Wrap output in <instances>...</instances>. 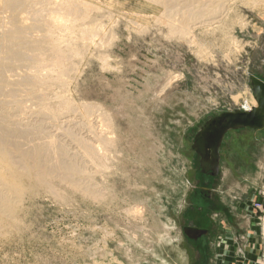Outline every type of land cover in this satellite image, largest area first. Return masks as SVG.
<instances>
[{
  "label": "rangeland",
  "instance_id": "obj_1",
  "mask_svg": "<svg viewBox=\"0 0 264 264\" xmlns=\"http://www.w3.org/2000/svg\"><path fill=\"white\" fill-rule=\"evenodd\" d=\"M50 1L49 6L55 8L59 0ZM69 1L76 3L74 17L77 13L86 18L71 19L75 24L72 29L76 28L72 37L61 43V47L68 44L64 46L69 55L66 77L60 76L49 88L36 91L45 92V102L57 104L62 112L64 105L73 106L68 111L74 115L73 124L47 121L38 114V105L26 99L25 89L18 93L24 100L21 113L13 111L7 87L3 88L7 94L0 95V108L12 104L5 110L8 116L28 125L45 124L41 133L47 132L42 134L44 139L39 133L38 138L17 135V140L14 134L6 142L8 151L13 152H9L11 159L17 155L13 159L16 164L6 169L11 171L8 174L5 168L0 172L3 170L7 179L9 174L13 176L18 194H7L9 203L0 213V264H264V128L225 135L219 148L217 177L201 173L191 148L206 121L244 108L243 102L235 103L233 97H252L249 77L264 82V0H213L214 4L212 0V4L172 0L169 5L174 9L168 4L161 6L165 0ZM185 4L193 11L204 8L206 14L186 20L185 30L175 35L166 21L182 22ZM38 5L35 9L41 8ZM2 11L0 7V30L10 17ZM20 12L19 22L24 20L29 26L30 15L26 10ZM46 13L50 12L38 14L45 20ZM209 14L215 19L213 23L201 24L211 18ZM84 26L86 38L79 35ZM36 30L27 31L29 37H41L42 32ZM80 37L86 42H80ZM29 56L34 57V53ZM27 68L17 66L4 77L18 81L35 71ZM37 115L41 120L33 118ZM16 145L17 154L13 151ZM89 145L98 151L95 156L86 151ZM46 148L55 152H50V159L46 155L39 159L43 167L55 164V156L56 163H73L75 168V173L59 170L57 178L51 177L48 183L54 195L33 183L35 159L29 156L23 160L20 155L23 150L28 154ZM60 150L66 151L60 154ZM60 174L68 175L67 182L59 180ZM256 204L261 205L260 210L255 209ZM198 208L207 210L202 222H194ZM195 223L211 229L208 237L198 235L201 239L196 243L184 234V229Z\"/></svg>",
  "mask_w": 264,
  "mask_h": 264
},
{
  "label": "bare ground",
  "instance_id": "obj_2",
  "mask_svg": "<svg viewBox=\"0 0 264 264\" xmlns=\"http://www.w3.org/2000/svg\"><path fill=\"white\" fill-rule=\"evenodd\" d=\"M49 1L50 0H0V7H1V11H2V9L3 10H5V12H9V14H10V17H9V21L6 23V25H5V23H4V25H3V23H2V25H3V28L0 30V95L1 94H3V96H5L4 94H7L8 93V95H10L12 98V101H11V103H13V106L12 107H14V109L13 108H10V109H7V110H10V113L12 112L11 111V109H13V111H20V109H21V104L23 103V101H22V99L21 98H18V93H20L19 91L21 90V93L23 94V92H22V89H25L26 91H27V97H26V99H29V101L30 100H33L34 101V103L36 104V105H38V114H40V115H42V116H45V118H46V120L47 121H51V120H57L58 121V119L60 120V123L61 124H63V126H65V125H67L68 123H70L71 121H73L72 120V116H74V115H70L69 113H68V111L69 110H71L72 109V107L70 106V104L68 105H64V107H63V109H65V110H63V111H65V112H62V110L59 108V106L57 107L55 104V106H52L50 103L48 104L47 102H45V96L46 95H44V93L42 94V92L41 93H38V91L40 90V89H38V88H40V87H45V88H49L50 86H51V84H53L52 82H56V81H58V80H60V76H63V75H65L64 73H65V67H66V64H65V62L67 61V56H69V55H66V53H67V51L65 52V47L64 46H66V45H64L63 47H61V43L63 42V41H67V39H69V38H71L72 37V30H74L75 28H73L72 29V27L73 26H71V25H73L72 24V21H70L71 19H77V18H79V19H81L80 17H81V15L80 16H78V14L76 13V15H77V17H74V14H75V8H76V3L75 2H72V1H69V0H59L58 2H57V0H56V4H55V8H53V7H50L49 6ZM78 1V0H77ZM151 1H157V0H151ZM161 1V0H160ZM164 1V0H163ZM172 0H165L164 2H162V3H160V5L161 6H163V7H165V6H168L169 5V3L171 2ZM175 1V0H174ZM178 1V0H177ZM180 1V0H179ZM215 1V0H214ZM219 3H220V1L221 0H217ZM216 1V2H217ZM153 2V3H154ZM157 2H159V1H157ZM184 2H186V1H184ZM183 2V3H184ZM192 2V1H191ZM196 2V1H195ZM198 2V1H197ZM211 3V0H210V2L208 1V0H203V3ZM212 2H213V0H212ZM50 3H51V1H50ZM80 3V2H79ZM176 3V2H175ZM179 3V2H178ZM188 3H189V1H188ZM226 3V2H225ZM225 3L223 4V5H225ZM38 4H40L41 6V8L40 9H35V7H37V5ZM78 4V3H77ZM80 4H82V3H80ZM168 4V5H167ZM173 4V3H172ZM190 4V3H189ZM189 4H185L186 6H185V10L183 11L182 9H181V12L183 11V12H185V16H184V20L182 21V22H177V23H175V22H171V20H170V18H169V16L168 15H165L164 14V17L165 16H168L167 18H169V20L167 19V21H166V23H168L169 25H171L173 28H174V34L176 35V32L178 33L180 30H185V27H186V25H185V21L186 20H189L190 19V21L192 20H194V19H196L197 20V17H204V14H206V13H203V11H204V8H203V10L201 9L200 10V8L196 11V9L193 11V9L191 10L190 9V6H189ZM198 4V3H197ZM196 4V5H197ZM208 4V6H210ZM212 4V3H211ZM213 4H214V2H213ZM218 4V3H217ZM158 5H159V3H158ZM179 5V4H178ZM193 5V4H192ZM201 5V4H200ZM206 5V4H205ZM44 6V7H43ZM49 6V7H48ZM52 6V5H51ZM54 6V5H53ZM171 8H172V5H169ZM175 6V5H174ZM180 6V5H179ZM178 6V7H179ZM182 6V5H181ZM180 6V7H181ZM218 6V5H217ZM222 6V5H221ZM258 6V5H257ZM261 6H262V4H261ZM38 7H39V5H38ZM86 7H87V4H86ZM163 7H160V8H162L163 9ZM178 7H177V10H178ZM183 7H184V5H183ZM194 7H195V5H194ZM212 7V6H211ZM81 8L83 9L84 7H82L81 6ZM87 8H89V7H87ZM169 8V7H168ZM176 8V7H175ZM206 8V7H205ZM218 8V7H217ZM172 9H174V8H172ZM23 11V10H26V13L28 12V14L30 15V19H29V21L31 20V24L29 25V26H25V22L26 21H24V20H21V23L19 22V18H18V13L20 12V11ZM87 10V9H86ZM86 10H85V12H86ZM88 10H91L90 8L88 9ZM164 10V9H163ZM169 10V9H168ZM168 10H165V11H168ZM209 10V9H208ZM215 11H216V9H214ZM219 10V9H218ZM226 10V9H225ZM42 11H47V12H50L49 14L48 13H46L47 15H48V17L44 20H42L40 17H39V14L38 13H40V12H42ZM77 11V10H76ZM169 11H171V10H169ZM206 11V10H205ZM3 12V11H2ZM1 12V13H2ZM5 12H3V13H5ZM52 12V13H51ZM82 12V11H81ZM80 12V13H81ZM179 12V11H178ZM21 13V12H20ZM86 13H88V12H86ZM170 13H172V12H170ZM23 14V13H22ZM42 14V13H41ZM82 14V13H81ZM88 14H91L90 12L88 13ZM167 14V13H166ZM169 14V13H168ZM174 14H176L175 13V11H174ZM178 14V13H177ZM180 14H182V13H180ZM179 14V15H180ZM213 14V13H212ZM215 14H217V12L215 13ZM2 15V14H1ZM0 15V16H1ZM7 15V14H6ZM46 15V16H47ZM221 15V14H220ZM219 15V16H220ZM224 15V14H223ZM20 16H21V14H20ZM24 16H27V15H24ZM42 16H43V14H42ZM45 16V17H46ZM84 16H87V15H84ZM170 16H172V15H170ZM209 16H211V14H209ZM216 16V15H215ZM91 17V16H90ZM158 17V16H157ZM182 17H183V15H182ZM202 17V18H203ZM4 17H2V19H3ZM8 18V17H7ZM6 18V19H7ZM25 18V17H24ZM27 19H25V20H28V17H26ZM84 18H86V17H83V19ZM179 18V17H178ZM213 17L211 16V18L209 17H207V19H204L205 21H203L201 24H203V25H205V24H210L211 25V22H212V20H215V19H212ZM218 18H220V17H218ZM21 19H23V15H22V18ZM83 19H81V20H83ZM180 19H183V18H180ZM5 20V19H4ZM78 20V19H77ZM91 20V19H90ZM161 20V19H160ZM163 20V19H162ZM3 21V20H2ZM23 21H24V24H23ZM74 21V20H73ZM79 21V20H78ZM88 21V20H87ZM164 21V20H163ZM178 21V20H177ZM200 21H202V20H200ZM187 22H189V21H187ZM78 23V22H77ZM76 23V24H77ZM162 23H164V22H162ZM213 23V22H212ZM85 24H87V23H85ZM88 24H90V23H88ZM165 24V23H164ZM197 24V23H196ZM200 24V23H199ZM26 25H28V24H26ZM75 25V24H74ZM1 26V25H0ZM199 26V25H198ZM197 26V27H198ZM80 27V26H79ZM81 27H83V25L81 26ZM85 27L86 26H84V30H82V33H80L81 32V29L79 30V35L81 36H84V34H85ZM188 27V26H187ZM193 27V26H192ZM196 27V26H195ZM35 29H37V30H40L41 32H42V36L41 37H38V38H36L35 36V38L33 37H29V35L28 34H30V33H28L27 34V31H34ZM78 29V28H77ZM98 29V28H97ZM187 29V28H186ZM36 30V31H37ZM102 30V29H101ZM171 30V29H170ZM96 31H98V30H96ZM40 32V33H41ZM78 32V31H77ZM88 32V31H87ZM99 32H100V30H99ZM103 32V31H102ZM102 32H101V34H102ZM189 32V31H188ZM191 32V31H190ZM168 33V32H167ZM76 34V33H75ZM74 34V35H75ZM94 34H95V31H94ZM188 34V33H187ZM37 35H40V34H37L36 33V36ZM93 35V34H92ZM168 35H170V34H168ZM189 35V34H188ZM192 36H193V34H192ZM85 38H86V36H84ZM170 37V36H169ZM186 37V36H185ZM74 38L75 37H73V42L75 43V41H74ZM88 38V37H87ZM91 38V37H90ZM76 39H78V37L76 38ZM83 38H81L80 37V42H86V40L85 39H83ZM93 38H91V40H92ZM196 39V38H195ZM82 40V41H81ZM85 40V41H84ZM88 40H90V39H88ZM76 41H79V40H76ZM190 41V40H189ZM70 42V41H69ZM92 42V41H91ZM90 42V43H91ZM67 43V42H66ZM87 43H89V42H87ZM74 45V44H73ZM79 45V44H78ZM187 45H189V43L187 44ZM67 46H68V44H67ZM66 46V47H67ZM75 46V45H74ZM192 46V45H191ZM72 49H74V48H72ZM76 49V48H75ZM74 49V50H75ZM67 50V49H66ZM73 50V51H74ZM76 51V50H75ZM30 52H33L34 53V57H30L29 56V53ZM71 52H72V50H71ZM198 53H199V51H198ZM68 54H70V53H68ZM72 55V54H71ZM76 55V54H75ZM38 56V57H37ZM72 56H74V55H72ZM198 56V55H197ZM37 57V58H36ZM28 64V65H27ZM67 64H69L68 62H67ZM20 65H22V67H23V65H26L28 68L29 67H32L31 69H34L35 71H33L31 74H29V75H25L23 78H21V79H18V81H9V80H7L5 77H4V74H5V72H7V71H10V70H12L13 68H16L17 66H20ZM19 68V67H18ZM17 68V69H18ZM21 68V67H20ZM27 68V69H28ZM69 69V68H68ZM22 70H24V68H22ZM30 70V69H29ZM13 71H15L14 69H13ZM27 71V70H26ZM39 71L41 72L42 71V73L44 74L45 72V74L44 75H41L40 73H39ZM43 71H45V72H43ZM17 73V72H16ZM15 73V74H16ZM28 73H29V71H28ZM9 74V73H8ZM22 74V73H21ZM17 75V74H16ZM9 76V75H8ZM8 76L6 75V77L8 78ZM10 76H11V74H10ZM13 76V75H12ZM19 76V75H18ZM180 76V75H179ZM64 77H66V75L64 76ZM177 78V77H176ZM179 78V77H178ZM16 79V80H17ZM173 79V78H172ZM10 80H12L11 78H10ZM175 80V79H174ZM171 81V80H170ZM173 81V80H172ZM64 82H66V81H64ZM59 84H60V82H58ZM57 83V84H58ZM61 83H62V81H61ZM56 84V83H55ZM54 84V85H55ZM64 85H65V83H64ZM57 86V85H56ZM62 86V85H61ZM167 87L169 86V85H166ZM8 88V92L7 93H4V92H6V91H3V88ZM5 90V89H4ZM36 90H38V91H36ZM44 90V89H43ZM65 92V91H64ZM162 92H163V90H162ZM25 94V93H24ZM47 94V93H46ZM59 94V93H58ZM19 96H21V95H19ZM26 96V95H25ZM25 96H23L24 98H25ZM50 96V95H49ZM48 96V97H49ZM6 97H8V96H6ZM47 97V98H48ZM50 98V97H49ZM59 98V97H58ZM252 98V97H251ZM251 98H249L248 100L246 99V98H240V96H234L233 97V100H234V102L235 103H237L238 101H242L243 102V104H242V106H244V108H251V107H254V106H256V104H255V101L253 100V99H251ZM7 99V98H6ZM8 99H10V98H8ZM52 99V98H51ZM53 99H56V97L54 96V98ZM5 100V99H4ZM47 100V99H46ZM67 100V99H66ZM3 101V100H2ZM5 101H7V100H5ZM4 101V102H5ZM9 101V100H8ZM57 101H59V100H57ZM62 102H64L63 100H61ZM61 101H59V104H61L62 102ZM10 102V101H9ZM26 102H27V100H26ZM6 103V102H5ZM11 103H8L7 104V107L9 106V104H10V106L9 107H11ZM52 103V102H51ZM56 103V102H55ZM65 103V102H64ZM64 103H62L61 105H63ZM2 104V102H0V105ZM29 104V103H28ZM33 104V103H32ZM23 105H25V104H23ZM3 106V105H2ZM6 107V108H7ZM25 107V106H24ZM76 107V106H75ZM6 108L5 109H3V108H0V168H5L4 170L6 171V169H8L9 167L11 168L12 167V165L13 166H15L14 165V163L16 162H13L14 160V157L15 156H17V155H15L14 157L12 156L13 155V152H12V158L13 159H11V157H10V151H8V149L6 148V146L7 145H9V144H6V142L8 141H10L9 139H11V138H13V135L15 134L16 135V138H17V135L18 136H20V137H27V136H35V137H33V138H36L38 135L37 134H44V133H41V130H42V127H44V125L45 124H43V125H39V124H41L40 122L38 123V125H37V123L34 125V124H32V125H28V124H25V123H22L23 121H22V119L20 120L18 117H17V119L15 118V117H13V116H8V114H7V111L5 112V110H6ZM74 108V107H73ZM22 109H23V107H22ZM22 109H21V111H22ZM26 109H28V108H26ZM31 109V108H30ZM32 109H34V108H32ZM21 111H20V113H21ZM24 112H26L25 110H23ZM30 111H33V110H30ZM15 112H13V113H15ZM27 112H29V109H28V111ZM23 113V112H22ZM86 113H87V111H86ZM24 114V113H23ZM30 114V113H29ZM35 114H37V113H35ZM89 114V113H88ZM98 114V113H97ZM100 114V113H99ZM13 115V114H12ZM21 115V114H20ZM28 115V114H27ZM32 115H34V114H32ZM19 116V115H18ZM31 115H29V117H30ZM14 118V119H16V120H12L11 118ZM38 117V115L36 116V117H33V118H37ZM81 117V116H80ZM95 117V116H94ZM97 117V116H96ZM22 118V117H21ZM25 118V117H24ZM31 118V117H30ZM42 118V117H41ZM82 118V117H81ZM80 118V119H81ZM11 119V120H10ZM37 119H40V118H37ZM36 119V120H37ZM74 119V118H73ZM84 119V118H83ZM28 120V119H27ZM35 120V121H36ZM41 120V119H40ZM43 120V119H42ZM94 120V119H93ZM32 121H34L33 119H32ZM83 122V121H82ZM26 123H28V122H26ZM42 123H45V122H42ZM49 123H51V124H53L52 122H49ZM72 123V122H71ZM73 124V123H72ZM59 125V124H58ZM71 125V124H70ZM50 126V125H49ZM53 126V125H52ZM51 127V126H50ZM59 127V126H58ZM62 127V126H61ZM71 127V126H70ZM83 127V126H82ZM46 128V127H45ZM48 128V127H47ZM46 128V129H47ZM64 128H66V127H64ZM90 128V127H89ZM96 128V127H95ZM45 129V130H46ZM53 129V128H52ZM71 129V128H70ZM69 128H68V130H70ZM76 129V128H75ZM86 129V128H85ZM22 130H24V131H22ZM48 130H49V128H48ZM62 130V129H61ZM64 130V129H63ZM72 130V129H71ZM79 130V129H78ZM52 132V131H51ZM61 132V131H60ZM65 132H66V134H67V132L69 133V131H64V134H65ZM87 132H88V130H87ZM95 132V131H94ZM47 133V132H46ZM49 133V132H48ZM56 133H59L58 132V128H57V132ZM63 133V132H62ZM62 133H61V135H62ZM101 133V132H100ZM39 134V135H40ZM50 134V133H49ZM65 134V135H66ZM91 134V133H90ZM47 135V134H46ZM45 135V136H46ZM71 134H69V136H70ZM83 135H85V134H83ZM48 136V135H47ZM50 136H52V135H50ZM49 136V137H50ZM68 136V135H67ZM67 136H65V137H67ZM91 136V135H90ZM96 136H99V135H96ZM101 136V135H100ZM39 137V136H38ZM37 137V138H38ZM40 137H43V135L42 136H40ZM74 137V136H73ZM76 137V136H75ZM93 137V136H92ZM52 138V137H51ZM100 138V137H99ZM20 139V138H19ZM32 139V138H31ZM43 139H44V137H43ZM47 139V138H46ZM54 139H55V137H54ZM82 139V138H81ZM88 139V138H87ZM94 139V138H93ZM101 139V138H100ZM99 139V140H100ZM17 140H18V138H17ZM37 140V139H36ZM49 140V139H48ZM51 140V139H50ZM52 140H53V138H52ZM65 140V139H64ZM70 140H73V138L71 139L70 138ZM79 140V139H78ZM107 140V139H106ZM15 141V140H14ZM14 141H11V142H14ZM45 141H47V140H45ZM44 141V142H45ZM54 141V143H56V141L55 140H53ZM58 141V140H57ZM69 141V140H68ZM74 141V140H73ZM90 142H91V140H89ZM11 142H10V144H11ZM30 142V141H29ZM39 142V141H38ZM52 142V141H51ZM50 142V144H52ZM84 142H85V140H84ZM89 142V143H90ZM93 142V141H92ZM94 142H96L95 140H94ZM104 142V141H103ZM14 143H16V144H18V141L16 142H14ZM37 142H35V145H36V148L37 147H39L37 144H36ZM61 143V142H60ZM65 143V142H64ZM86 143V142H85ZM98 143V142H97ZM99 143L101 144V142L99 141ZM98 143V144H99ZM22 144V143H21ZM41 144H43V141H42V143ZM47 144V143H46ZM45 144V145H46ZM68 144V143H67ZM72 144V143H71ZM76 144H77V141H76ZM109 144V143H108ZM13 145V144H12ZM27 145H28V143H27ZM34 145V144H33ZM49 145V144H48ZM54 145V144H53ZM57 145H58V143H57ZM60 145H63V144H60ZM79 145V144H78ZM81 145V144H80ZM82 145H83V147L85 146V144L84 143H82ZM82 145H81V147L80 148H82ZM87 145H88V141H87ZM95 145V144H94ZM103 145V144H102ZM104 145H107V142L105 141L104 142ZM10 146V145H9ZM21 146V145H20ZM31 146V145H30ZM42 146H44V144L42 145ZM56 146V145H55ZM53 147V148H56V147ZM90 146V149H91V145H89ZM96 146V145H95ZM95 146H93L92 145V147H95ZM100 146V145H99ZM11 147H13V146H11ZM22 147H24V144H23V146ZM48 147V146H47ZM64 147V146H63ZM63 147L61 148V149H63ZM69 147V146H68ZM79 147V146H78ZM86 147V146H85ZM14 148L15 149H13V151L15 150L16 151V154L18 153V148H17V145L16 146H14ZM20 148V147H19ZM28 148H29V146H28ZM40 148V147H39ZM45 148V147H44ZM50 148H52V147H50ZM52 148V149H53ZM65 148V147H64ZM77 148V147H76ZM10 149V148H9ZM24 149V148H23ZM57 149V148H56ZM55 149V150H56ZM66 149V148H65ZM78 149V148H77ZM89 149V147H87V152H88V154H90L91 156H95V153L97 154L98 153V151L97 152H95L94 150H90ZM97 150L99 149V148H96ZM12 150V149H11ZM20 150V153H21V151H22V149H19ZM31 150V149H30ZM64 150V149H63ZM63 150H60V154H62L63 152L65 153V151L66 150H68V149H66L65 151H63ZM84 150V149H83ZM25 151H26V148H25ZM24 150H23V152H25ZM56 151H59V149L58 150H56ZM73 151V150H72ZM75 151V150H74ZM99 151H100V149H99ZM10 152V153H9ZM21 153L20 155H21V157L23 158V160H26L27 158H29V156H30V158H33V159H35V160H33L34 162H35V166L33 165V163H27L28 164V166L30 165H33L34 166V168H30L31 170H33V171H36L37 172V174H36V176H35V174L33 173V175H34V177H36V182H33V183H36V184H38V185H42V186H45L46 187V189H48V191H50L51 193H52V188H51V186L49 185V183H48V181L51 179V177L53 178V175H55V177L57 178V173L59 172V170H61V171H67V172H74L75 173V168H74V165H73V163H65L64 161H59V162H57L56 163V160H54L56 157L54 156V157H52L53 158V161H55V164H53L52 166H47V167H43L40 163L42 162L41 160H39V159H41L42 158V156L43 155H46V156H48L49 158L48 159H50V156H53V154H51L50 152H55V151H50L49 150V148L47 149L46 148V150H39V149H37V150H35V151H31L30 153H29V151H28V154H26V152L25 153ZM86 152V153H87ZM41 153H45V154H41ZM76 153V152H75ZM82 153V152H81ZM100 154H101V152H99ZM15 154V153H14ZM55 154V153H54ZM57 154V153H56ZM55 154V155H56ZM59 153H58V155H60ZM84 154V153H83ZM57 155V156H58ZM66 155V154H65ZM72 155V154H71ZM86 155V154H85ZM85 155H84V157H85ZM99 155V154H98ZM45 156V157H46ZM83 156V155H82ZM70 157V156H69ZM90 157V156H89ZM100 157V156H99ZM29 158V159H30ZM64 158H65V156H64ZM68 158V157H67ZM72 159H74L73 158V156L71 157ZM87 158V157H86ZM94 158V157H93ZM18 159H19V156H18ZM70 159V158H69ZM90 159V158H89ZM92 159V158H91ZM32 160V159H31ZM43 160V159H42ZM52 160V159H51ZM58 160V159H57ZM60 160V159H59ZM87 160V159H86ZM69 161V160H68ZM98 161V160H97ZM18 162H20V161H17V163ZM32 162V161H31ZM47 162V161H46ZM52 162V161H51ZM50 163V162H49ZM53 163V162H52ZM16 164V163H15ZM19 164V163H18ZM18 164H17V166H18ZM22 166H25L24 164H22V162L20 163ZM20 167V168H22L21 170L23 171L24 170V167ZM32 166V167H33ZM19 167V166H18ZM14 168V167H13ZM13 168H12V171H13ZM19 168V169H20ZM18 169V168H17ZM26 169V168H25ZM2 170V169H1ZM9 170V169H8ZM7 170V171H8ZM4 171V173H7V171L5 172ZM20 170H18V172H19ZM26 171H28V170H26ZM2 172H3V170H2ZM2 172H0V181L1 180H4V182H0V184H1V186H0V213H1V210L2 209H4L6 206H7V204L9 203V197L7 196V194H10V193H15V194H18V193H16L15 191H17V186L15 187V185H14V183H15V180L13 179V178H11V177H13L12 175H11V177H10V174H9V176H7L9 179H7L6 178V175L8 174H5L4 176H3V173ZM8 172H11V171H8ZM14 172V171H13ZM15 173H16V170H15ZM14 173V174H15ZM12 174V173H11ZM17 177H18V175L17 174H15ZM25 175H27V177H25V179L27 180V178H28V174H25ZM33 177V176H32ZM67 177H68V175L67 176H65L64 174H60L59 176H58V178H59V180L61 179V180H63V181H65V182H67ZM55 178V179H56ZM19 179V178H18ZM35 179V178H34ZM69 179V178H68ZM17 181V180H16ZM30 181V180H29ZM50 182V181H49ZM61 182V181H60ZM17 183H19V182H17ZM21 183H23V182H21ZM30 183V182H29ZM51 183V182H50ZM20 184V183H19ZM18 184V185H19ZM29 185H31V184H29ZM32 186V185H31ZM41 186V187H42ZM72 187H74L73 185H71ZM18 187H20V186H18ZM23 186L21 185V188H22ZM28 187V186H27ZM91 187V186H90ZM21 188H19V189H21ZM84 188V187H83ZM86 188V187H85ZM89 188V187H88ZM81 189H82V187H81ZM87 189V188H86ZM94 189V188H93ZM22 190H23V188H22ZM22 190H19L20 192L22 191ZM54 190V189H53ZM88 190V189H87ZM79 191V190H78ZM86 191V190H85ZM23 192V191H22ZM22 192H21V194H22ZM54 192V191H53ZM50 193V194H51ZM85 193V192H84ZM55 194V192L54 193H52V195H54ZM80 195V194H79ZM82 195V194H81ZM92 195V194H91ZM90 198H93V196L92 197H90ZM12 200V199H11ZM10 208V207H9ZM139 210V209H138ZM130 212V211H129ZM133 214L135 213V211H133L132 212ZM130 214V213H129ZM136 215V214H135ZM1 219V218H0Z\"/></svg>",
  "mask_w": 264,
  "mask_h": 264
},
{
  "label": "water",
  "instance_id": "obj_3",
  "mask_svg": "<svg viewBox=\"0 0 264 264\" xmlns=\"http://www.w3.org/2000/svg\"><path fill=\"white\" fill-rule=\"evenodd\" d=\"M249 88L256 106L233 112H225L206 121L197 131L192 142V150L198 157L201 173L217 177L219 173V148L225 135L230 131L264 128V82L251 76ZM207 235L206 231L184 229V234Z\"/></svg>",
  "mask_w": 264,
  "mask_h": 264
},
{
  "label": "flooded vegetation",
  "instance_id": "obj_4",
  "mask_svg": "<svg viewBox=\"0 0 264 264\" xmlns=\"http://www.w3.org/2000/svg\"><path fill=\"white\" fill-rule=\"evenodd\" d=\"M207 175V176H209V173H204V175ZM210 177V176H209ZM212 191V190H211ZM210 190H207V193H210L211 192ZM208 199H209V197H208ZM207 211V210H206ZM206 211L203 209V208H198L197 209V212H198V214H197V216L195 217V219H194V222H202L201 220L203 219V217L207 214L206 213ZM197 223H195L194 225H196ZM194 225H192V224H189L188 225V228L189 229H197V230H203V231H206L207 232V235L206 236H204V237H208V235H209V231L211 232V229H210V227L209 228H207V229H204V228H202V227H200V226H198V225H196V226H194ZM188 228H186V229H188ZM186 236V239H188L189 241H191V242H195L196 243V241H199V239H201V238H198V236L196 237V235H194V234H190L189 233V235H185ZM197 255V254H196Z\"/></svg>",
  "mask_w": 264,
  "mask_h": 264
},
{
  "label": "built area",
  "instance_id": "obj_5",
  "mask_svg": "<svg viewBox=\"0 0 264 264\" xmlns=\"http://www.w3.org/2000/svg\"><path fill=\"white\" fill-rule=\"evenodd\" d=\"M255 209L260 210V209H261V205H260V204H256V205H255Z\"/></svg>",
  "mask_w": 264,
  "mask_h": 264
}]
</instances>
